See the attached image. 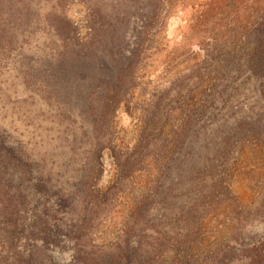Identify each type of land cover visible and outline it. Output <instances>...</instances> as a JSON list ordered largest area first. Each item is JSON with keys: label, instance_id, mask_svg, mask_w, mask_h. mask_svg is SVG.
I'll return each mask as SVG.
<instances>
[{"label": "trees", "instance_id": "obj_1", "mask_svg": "<svg viewBox=\"0 0 264 264\" xmlns=\"http://www.w3.org/2000/svg\"><path fill=\"white\" fill-rule=\"evenodd\" d=\"M66 1L0 0V15L4 17L0 41L12 42L14 35L9 29L32 17L48 34L47 45L46 38L34 44L38 51L47 48L41 55L47 58L29 67L28 75L37 79L40 95L55 111L58 126H64L58 130L67 143V158L76 166L69 184L63 186L51 183L53 174L39 156L25 159L11 152L0 157L2 175L14 169L22 182L0 186V212L5 217L10 249L13 251V242L22 236L25 241L39 238L47 244L62 237L73 241L72 259L78 264H191L187 252L181 249L175 250L172 261L159 259L166 245L161 233L151 242H138L132 251L114 257L86 251L81 237L99 202L142 170L148 158H154L160 170L158 179L172 166L185 165L192 155L191 145L202 132L198 125L206 118V105L220 100L222 107L229 106L232 94L224 98L227 90L217 91L215 82L208 88L211 99H201L197 104L193 91L184 92L179 78L159 88L144 81V69L170 15L182 12L186 31L232 0H80L86 9L80 24L67 17ZM251 1L244 8L239 41L232 45L233 55L239 48V59L232 56L235 67L230 74L236 78L244 75L247 85L256 84V105L264 107V0ZM72 102L78 103L75 113L68 106ZM119 109L136 116L138 139L130 149L121 147L114 135L113 122ZM248 120V127L236 132L239 141L222 138L220 158L228 159V150L238 153L235 148L243 140L264 138L263 116ZM105 151L110 152L114 174L110 184L100 188ZM224 188L228 190L226 185ZM142 206H146L145 200ZM62 213L67 217L63 219ZM184 218L177 225L180 233L192 229L196 232L193 234H199L203 224L199 222L196 228L197 219ZM183 243L175 244L183 248ZM212 252L205 264H230L239 252L252 264H264V240L242 250L218 248ZM10 254V264H38L40 249L23 243Z\"/></svg>", "mask_w": 264, "mask_h": 264}, {"label": "rangeland", "instance_id": "obj_2", "mask_svg": "<svg viewBox=\"0 0 264 264\" xmlns=\"http://www.w3.org/2000/svg\"><path fill=\"white\" fill-rule=\"evenodd\" d=\"M247 2L252 1L232 0L186 31L182 12L177 11L166 19L154 42L155 49L147 59L144 81L165 88L179 78L183 91L192 90L197 104L201 99H211L208 88L215 82L217 91L227 90L224 98L228 99L227 93L232 94L229 106L222 107L220 100L206 105V118L198 125L202 132L191 145L192 155L182 168L172 166L158 179L160 170L154 158H148L142 170L99 202L81 237L86 251L114 257L132 251L138 242H151L161 233L166 245L158 255L160 260L172 261L177 255L175 250L181 249L187 252L191 264H205L218 248L237 251L264 240V138L243 140L235 148L239 149L238 153L228 150V159L219 157L222 138L239 141L236 132L248 127L249 117L262 115L264 124V107L256 105V84L247 85L244 75L236 78L230 74L235 67L232 56L236 61L239 59V48L233 55L232 45L239 41ZM66 3L67 17L80 24L85 6L80 0ZM3 18L0 15V36ZM35 18L9 29L14 35L12 42L0 41V157L11 152L25 159L39 156L45 169L53 174L51 183L66 186L76 166L67 158V143L58 130L64 126H58L55 111L40 95L37 79L29 76V67L47 58L41 56L47 48L38 51L34 46L44 38L47 45L49 38L43 27L35 24ZM68 106L75 113L78 103ZM113 124L117 143L130 149L138 139L136 116L119 109ZM102 161L104 172L98 186L105 188L114 174L110 152H104ZM8 182L13 186L22 183L14 169L3 175L0 171V186ZM60 216L67 217L64 213ZM184 217L197 219L196 228L199 222L203 224L199 234H193L196 232L192 229L180 233L177 225ZM4 218L0 212V264H10V253H15L23 243L40 249L38 264H78L72 259L73 241L62 237L47 244L39 238L25 241L22 236L13 242L12 251ZM179 241L184 242L183 248H177L175 243ZM230 264L252 262L239 252Z\"/></svg>", "mask_w": 264, "mask_h": 264}]
</instances>
